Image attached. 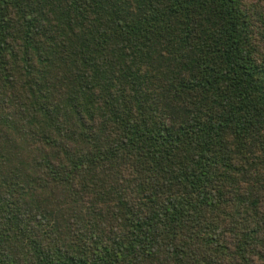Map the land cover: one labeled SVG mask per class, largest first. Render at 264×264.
<instances>
[{
    "label": "trees",
    "instance_id": "16d2710c",
    "mask_svg": "<svg viewBox=\"0 0 264 264\" xmlns=\"http://www.w3.org/2000/svg\"><path fill=\"white\" fill-rule=\"evenodd\" d=\"M0 264H264V0H0Z\"/></svg>",
    "mask_w": 264,
    "mask_h": 264
}]
</instances>
